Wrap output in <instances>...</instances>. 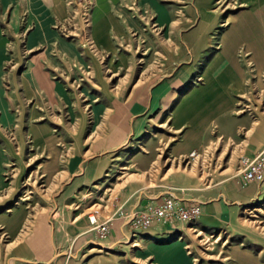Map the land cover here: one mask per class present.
I'll return each mask as SVG.
<instances>
[{
  "label": "rangeland",
  "instance_id": "1",
  "mask_svg": "<svg viewBox=\"0 0 264 264\" xmlns=\"http://www.w3.org/2000/svg\"><path fill=\"white\" fill-rule=\"evenodd\" d=\"M155 1L153 12L147 6L126 7L136 27L114 37V49L107 51L97 46L90 33L94 0H68L71 14L57 28L63 38L77 43L83 62L57 57L53 79L64 85L70 98L57 107L45 103L40 107L43 115L35 121L15 105L12 126L0 125L10 155L0 177V264H33L17 256V249L33 235L50 244V258L34 260L40 264H158L160 249L171 243L183 247L193 264H227L228 250L235 244L259 254L264 264V185L245 203L222 201L233 208L211 227L197 222L172 232L162 230L164 225L132 232L126 222V215L139 209V204L132 207L136 201L154 198L160 191L162 197L173 195L201 204L221 201L217 193L236 178L240 157L249 153L246 140H264V51L239 50L245 90L231 111L239 122L237 137L219 135L211 128L212 141L195 149V158L191 152L173 154L181 132L171 116L174 102H167L205 85L206 64L218 50L220 33L232 19L258 11L259 5L211 0L206 11L215 25L204 49L193 52L184 35L198 23L196 0ZM135 97L141 99L137 114L130 107ZM118 100L126 105V132L112 135L109 142L107 136L114 132L108 126L118 124L111 116ZM31 122L43 124V130L34 133L26 125ZM64 124L77 130L63 132ZM82 125L93 130L94 144L109 142V146L89 153L91 137L86 140ZM34 134L68 135L61 145V169L77 155L94 162L106 159L105 174L75 185L84 171L85 163L80 162L74 175L56 177L49 149L37 144ZM22 218L25 223L20 225ZM105 221L109 231L99 238L96 224ZM114 223L125 224L124 236H119L121 230L111 236Z\"/></svg>",
  "mask_w": 264,
  "mask_h": 264
},
{
  "label": "crops",
  "instance_id": "2",
  "mask_svg": "<svg viewBox=\"0 0 264 264\" xmlns=\"http://www.w3.org/2000/svg\"><path fill=\"white\" fill-rule=\"evenodd\" d=\"M211 0H196L198 10V23L190 31L185 33L184 39L193 52H199L207 45L208 33L215 20L206 11ZM253 2L259 9L241 15L231 21L228 29L218 36V50L206 64V83L204 86L194 87L179 97L173 96L167 102H174L171 109V116L174 119L175 129L181 132L180 141L175 144L173 154H187L212 141L211 128L228 137H237L239 122L234 121L231 111L237 107V97L244 94L245 73L237 58V52H261L264 51V0H247ZM138 7L147 6L153 12L156 4L155 0H94L91 10L92 25L90 33L98 47L112 51L114 49V37L125 35L132 26L136 27L133 17L128 7L131 5ZM127 7V8H126ZM71 6L68 0H0V125L2 127L12 126L13 111L15 105L25 109L27 119L35 121L43 115L40 107L45 103L51 107L60 106L62 100L70 98L64 85L53 79V71L58 66L57 57L64 56L69 60H80L77 43L73 40L65 39L61 36L57 25L65 21L71 14ZM166 13V17H169ZM162 16V19H166ZM220 46V47H219ZM122 61V59H121ZM141 94V93H140ZM139 97V95H137ZM135 97V104L132 107L134 113H140L141 102ZM119 101V102H118ZM115 104L112 120L118 124L110 123L109 132H114L107 136V141L114 138V134L121 136L125 133L126 105L118 100ZM157 102L156 93H153V106ZM166 103V104H167ZM131 108V109H132ZM34 133L40 132L43 124L31 122L26 124ZM61 126V125H60ZM63 132L77 130L70 124L60 127ZM1 131V130H0ZM80 131H85L86 140L91 137V143L87 149L92 153L95 147L108 144H94L92 140L93 130L82 125ZM47 132V129H46ZM1 133V132H0ZM114 135V136H112ZM67 136L34 134L37 144L46 146L52 157L51 164L56 177L74 175L80 162L85 163L82 177L76 178L75 185L82 181H93L99 179L108 166L106 159L87 161V158L80 159L75 156L70 159V163L65 169H61V145L67 143ZM74 137L70 141H74ZM69 141V140H68ZM106 146V147H107ZM264 147V140L247 139L245 148L249 153L244 155L253 156ZM2 136L0 135V177L10 155L6 149ZM253 149H255L253 151ZM88 150H86V153ZM62 181V180H60ZM264 185V180L260 183L250 182L242 184L241 178L237 177L224 184L217 193V201L209 204H201L202 214L197 222L206 227L218 224L219 216L222 218L229 213L233 207H226L222 201L234 203H245L254 198L259 192L260 186ZM74 184L69 186L73 189ZM163 192H158L154 198L147 196V199H140L139 208L147 203H158L162 199ZM186 202L192 201L183 198ZM25 220L22 218L20 225ZM162 224H153L161 227ZM188 225V224H183ZM177 223L176 227L164 226L162 230L169 232L181 229ZM125 224L114 223L111 229V236L123 235ZM150 227V228H151ZM38 233V232H37ZM33 235L29 241L23 243L17 250V256L22 260L27 259L33 264H40L39 261L50 258L49 241H40ZM43 244V246H42ZM136 244V243H133ZM132 244V245H133ZM167 245L160 249L157 257L158 264H193L185 249L180 245ZM137 245V244H136ZM229 262L227 264H261L260 256L248 248L235 244L228 250Z\"/></svg>",
  "mask_w": 264,
  "mask_h": 264
},
{
  "label": "built area",
  "instance_id": "3",
  "mask_svg": "<svg viewBox=\"0 0 264 264\" xmlns=\"http://www.w3.org/2000/svg\"><path fill=\"white\" fill-rule=\"evenodd\" d=\"M198 155L196 150L191 151L190 157ZM236 176L241 178L242 184L250 182L261 183L264 180V147L253 156L242 155L238 161ZM202 214L199 202H186L173 195L162 197L158 203H147L139 209L128 213L126 222L132 232L151 227L153 224H162L176 227L177 223H194ZM95 222L94 218H90ZM108 221L96 224L99 238H105L109 231Z\"/></svg>",
  "mask_w": 264,
  "mask_h": 264
},
{
  "label": "bare ground",
  "instance_id": "4",
  "mask_svg": "<svg viewBox=\"0 0 264 264\" xmlns=\"http://www.w3.org/2000/svg\"><path fill=\"white\" fill-rule=\"evenodd\" d=\"M136 244H134V246H135Z\"/></svg>",
  "mask_w": 264,
  "mask_h": 264
}]
</instances>
